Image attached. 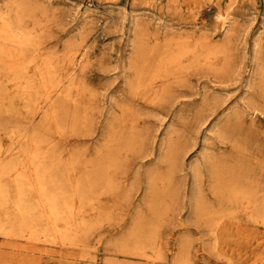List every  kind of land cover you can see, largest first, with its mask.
<instances>
[{"label":"rangeland","instance_id":"1","mask_svg":"<svg viewBox=\"0 0 264 264\" xmlns=\"http://www.w3.org/2000/svg\"><path fill=\"white\" fill-rule=\"evenodd\" d=\"M2 1L0 0V5ZM21 1L29 3L32 10L29 14L31 17L24 19L26 24L31 26V23L38 20L42 26L40 41L43 54L60 56L67 48L75 46L85 55L87 64L83 77L87 83H85L86 87H89H85V92H78V94L75 91L72 92L73 95L76 93L75 105L67 103L56 111L58 118L65 125V130L57 132L53 140L64 152L63 156L79 152L88 158H93L95 148L104 142L105 132L109 133L107 138L109 137L110 141L108 140L107 145L110 152L115 153L116 150H120L117 147L118 140L121 144L123 142L125 144L130 139V149H137L136 143L141 131H147L150 134L152 146L156 151L158 140L166 131V127L171 125L178 130L184 129L185 133L189 132L191 130L189 127L194 123L199 101L212 95L215 101L211 99L208 107L213 105L215 111L205 125L200 127L193 149L184 156V165L187 166L206 148L205 153L213 156V159L216 156L213 169L215 174H218L216 177L223 183V179L229 180L231 177L230 180H235L239 178L238 175H241L264 184V116L256 114L251 118L246 117L241 125L233 123L231 127L228 126L220 138L212 135L208 137V141L202 142L204 136H209L207 130L210 126L216 124L219 118L226 119L231 111L230 108L240 104L241 98L245 95L244 81L224 83L215 75L213 77V73L207 70L211 65L217 64L214 59L204 60L201 48L187 53L179 62H176L174 55L178 51L177 48L167 46L156 39L158 35L155 36L156 31L162 30L160 34H163V30L167 29L172 31L173 35L182 36L187 35L191 29H201L209 32L208 35L215 41L220 40L218 37L222 24L214 19V15L228 11L244 30L241 41H244L248 50L252 36L261 25L264 0H174L173 2L150 0L147 3H144V0ZM86 6H90L92 11L88 12L87 18L81 21L78 15ZM76 11H78L77 14H75ZM130 14L138 15L142 23L140 27L138 26L137 33L128 31L127 18ZM121 16L125 17L122 21H120ZM238 31H241L240 28ZM133 35L139 40L138 47H134L131 43ZM186 46L187 50L191 51L194 43L189 42ZM236 46L233 54L239 58L240 44L237 43ZM127 68L129 69L125 75L124 71ZM176 69H179V73L186 79L183 87L181 85L175 87ZM125 76L128 77V83L125 82ZM131 81L134 83L132 84ZM159 89L160 92L161 89L167 92L158 94L155 98L154 93ZM20 112L22 114L14 115V110L8 111L7 108L0 106V142L3 144L8 143L6 136H9V133L7 132L13 126L17 123L20 125L26 123L24 110L20 109ZM73 115H77V119ZM39 117V114L34 116L33 124L38 123ZM178 134L179 132L173 138L174 145H181L183 140ZM134 137L135 140H133ZM132 150L127 151V154L124 153L125 150L119 152L120 160H125L128 170L125 177L119 175L117 178L119 184L125 187L133 178L134 172L138 170L139 185L136 191L132 192L134 194H131L129 203L124 207L115 209L112 208V202L106 201L104 207L110 208V219L89 231L87 240L83 243L85 246L81 244V247L72 244L70 246L62 242L48 245L45 241L31 243L20 235L9 238L0 234V264H229L230 262V264H253L264 256V227L260 225L247 224L241 220L240 227L225 225L222 230L216 229L218 241L215 237L210 238L207 235V229L205 226L202 227L205 224L204 221L211 219L213 222L219 220L218 222L221 223L228 218L224 216L227 213L215 206L216 202L207 192L206 183L205 194L209 203L205 208L206 220H200L201 223L196 226L189 224L186 219V205L183 204L184 208L178 213L179 220L176 221L175 226L172 223V226L169 218L173 212H166L172 207L175 199L172 187L175 184L173 181L179 175H173L174 178L168 181V170L164 164L153 177L150 200L153 209L143 208L140 212V222L133 225V214L141 205L142 195L145 192L144 169L154 162L155 154L153 157L140 160L139 154H133ZM83 166L82 169L77 167L78 174L88 176L94 181L96 172L92 165L88 163ZM244 180L246 179H241V181ZM189 182L188 178L187 188H189ZM97 183L101 181L98 180ZM231 215L240 217L242 213L236 208ZM150 219L156 222L153 227H143L141 234L131 233V227L139 226L140 228L143 226L142 221L148 222ZM4 228L12 229L15 234L20 233L17 223L5 224ZM1 229L3 226L0 227V231ZM181 235L185 239L190 238L186 241L188 263L176 262L177 239L181 238ZM125 241L128 244L124 245ZM204 241L209 244L215 242L212 246L213 251L205 250ZM54 245H56L55 248ZM259 264H264V260Z\"/></svg>","mask_w":264,"mask_h":264},{"label":"bare ground","instance_id":"2","mask_svg":"<svg viewBox=\"0 0 264 264\" xmlns=\"http://www.w3.org/2000/svg\"><path fill=\"white\" fill-rule=\"evenodd\" d=\"M144 1L147 3L150 0ZM168 1L173 2L174 0ZM2 2L0 5V106L7 108L8 111L14 110V115L22 114L20 109H23L26 123L23 125L17 123L7 132L9 133V136H6L8 137L7 144L0 142V227L3 226L0 234L9 238L20 235L21 238L31 243L33 241H45L48 245L49 243L58 244L62 242V244L70 246L71 244L85 246L83 243L87 240L89 231L110 219V208L105 209L104 207L106 201L113 203L112 208L124 207L129 203L134 194L132 192L136 191L139 185L140 172L138 170L134 172L133 178L125 187L119 184L117 178L119 175L125 177L127 174L128 166L125 160H120L119 152L125 150L124 153L127 154V151L132 150L129 146L131 145L130 139L125 144L124 142L121 144L118 140L117 147L120 150L118 149L113 153L109 151L107 145L108 140L110 141V138H107L109 133L105 132L103 134L104 142L95 148L93 158H88L79 152L70 153L66 157L63 156L64 152L56 146V142L53 140L57 132L65 130V125L58 118L56 111L60 107L63 108V105L66 106L67 103L75 105L77 103L75 94L85 92L86 81L83 77L87 64L85 55L75 46L67 48L60 56L50 53L43 54L40 41L42 35L40 22L36 20L33 24L31 23V26L25 22L26 17H31L29 14L32 10L28 5L29 3H23L21 0H3ZM91 11L90 6H86L83 12L78 15V19L83 21L87 18V13ZM124 19L125 17L121 16L120 21ZM214 19L222 24L218 37L220 40L217 41L208 35L209 32L201 29H191L187 35L183 36L173 35L172 31H167L168 29L163 30V34H160L162 30L155 33V36L158 35L156 37L158 41L177 48L178 51L174 55L176 62H179L181 57L187 53H192L193 50L201 48L203 59H214L217 64L211 65L207 70L213 73V77L215 75L224 83L244 81L243 92L245 95L244 97L241 96L240 104L230 108L231 111L228 116L226 114V119L220 120L219 118L216 124L210 126V129L207 130L209 136L203 137V143L208 141L212 135L220 138L228 126L231 127L230 125L233 123L241 125L246 117L251 118L256 114L264 116V14L261 17L262 21L258 31L252 36L248 50L244 41H241L244 30L228 11L224 14H215ZM127 23H129L128 31H136V33L142 25L139 16L135 14L128 16ZM239 28L241 31H238ZM141 32L143 33V31ZM134 37L133 35L131 43L134 47H138L139 40ZM189 42L194 43V48L191 51L186 48V44ZM237 43L240 44V48L238 46L239 58L233 54ZM128 69L124 71L125 75ZM147 71L150 72V70ZM175 72V87L179 85L183 87L186 82L185 77L179 73V69H176ZM127 76L129 77V75ZM127 76H125L126 83H128ZM131 82L134 83V81ZM146 84L148 85V83ZM130 90L132 91V89ZM73 91L76 92L74 95L72 94ZM165 91V89H161V92L160 89L157 90L154 93L155 98ZM211 99L214 100L212 95L199 101L194 123L189 127L191 129L188 130L189 132L185 133L184 129L178 130L171 125L166 127V131L158 140L156 151L152 146L153 141L150 134L147 131L139 133L138 143H136L137 149L132 150V153L139 154L140 160L153 157L154 154L155 157L154 162L147 169H144L145 192L142 195L141 205L139 207L136 205L138 208L132 217L133 225L139 221L140 212L143 208L146 210L153 209L150 202L153 177L164 164L168 170V181L172 177L174 178L173 175H179L177 181H173L175 182L172 187L175 196V201L172 202L173 208H168L169 210L167 209L166 212H173L169 219L171 224L174 223V226L179 220L178 213L184 208L183 204L186 205V219L189 224L196 226L201 223L200 220H206L204 218L207 215L205 208L207 204L209 205L205 194L207 190L204 187L206 183L207 192H209L211 199L216 202L215 206L227 213L224 216L228 218L221 223L218 222L219 220L213 222L211 219H208L207 222L204 221L205 224L201 226L203 228L205 226L210 238L215 237L218 241L217 230H222L225 225L240 227L242 226L241 220L247 224L264 227V184L241 175H238L239 178L235 180H230L231 177L229 180L223 179V183L216 177L218 174H215L213 169L216 156L213 159V156L205 153L206 148L187 166L184 165V156L193 149L194 140L200 127L205 125L215 111L213 105L212 108L208 107V102L212 101ZM206 107L208 108L205 109ZM38 114L40 116L38 123L33 124L34 116ZM76 116L73 115L74 118ZM251 122L253 121L251 120ZM178 132L183 140H181V145H174L173 138ZM88 163L96 172L94 181L77 172L78 166L82 169L81 167ZM185 169L187 170L184 171ZM188 178L190 180L189 188H187ZM242 178L246 179L245 182L241 181ZM95 179L101 183H97ZM236 208L242 213L240 217L231 215ZM214 210L218 209L214 208ZM146 222L145 220L142 221L143 226L140 228L139 226L131 227V233L138 232L141 234L143 227H153L156 223L151 219ZM12 223L18 224L21 234H15L12 229L4 228L5 224L12 225ZM240 234L242 235L241 232ZM181 236L177 239L178 259L176 262L188 263L186 241L190 238L185 239L183 235ZM211 243L213 245L206 241L203 242L205 250L213 251L212 246L215 245V242ZM123 244H128V242L125 241ZM134 248L136 249L135 246ZM263 260L264 256L253 264H259Z\"/></svg>","mask_w":264,"mask_h":264}]
</instances>
